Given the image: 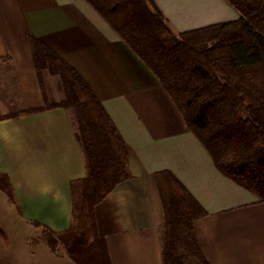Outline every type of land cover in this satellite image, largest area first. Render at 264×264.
<instances>
[{"label": "crops", "instance_id": "obj_1", "mask_svg": "<svg viewBox=\"0 0 264 264\" xmlns=\"http://www.w3.org/2000/svg\"><path fill=\"white\" fill-rule=\"evenodd\" d=\"M154 1L175 34L240 17L226 0ZM30 36L78 71L128 146L131 179L95 208L111 264H162L155 174L163 171L208 213L194 226L209 264H264V203L217 170L158 78L84 0H0V117L45 106ZM45 74L49 102L61 103L60 78ZM0 175L16 200L0 190V212L11 219L0 220L8 239L0 237V264H74L62 248L52 253L43 238V228L72 227L70 186L86 176L68 111L1 120Z\"/></svg>", "mask_w": 264, "mask_h": 264}, {"label": "trees", "instance_id": "obj_2", "mask_svg": "<svg viewBox=\"0 0 264 264\" xmlns=\"http://www.w3.org/2000/svg\"><path fill=\"white\" fill-rule=\"evenodd\" d=\"M84 1L158 78L217 170L264 203V0H226L238 20L181 34L172 31L154 0ZM30 46L45 106L0 121L65 109L86 164V176L70 186L72 227L61 233L43 228V238L52 253L62 248L74 264H111L95 208L131 179L128 146L78 71L33 36ZM45 72L60 78L61 103L49 102ZM155 178L164 217L162 264H209L194 226L208 213L171 172ZM0 190L16 203L5 175Z\"/></svg>", "mask_w": 264, "mask_h": 264}, {"label": "rangeland", "instance_id": "obj_3", "mask_svg": "<svg viewBox=\"0 0 264 264\" xmlns=\"http://www.w3.org/2000/svg\"><path fill=\"white\" fill-rule=\"evenodd\" d=\"M45 73H47V72H45ZM44 73V74H45ZM45 76H46V74H45ZM45 80V79H44ZM46 84V83H45ZM46 91H47V87H46ZM48 92V91H47ZM48 94V93H47ZM1 201V200H0ZM2 209H3V207H2ZM6 213V212H5ZM10 212H8L7 214H9ZM1 219H3L4 221H6V222H8L9 223V221H11V219L10 218H8V217H6L5 219L2 217V213L0 212V220ZM5 222V223H6ZM2 230V229H1ZM3 232V231H2ZM4 234H5V232H3ZM0 237H1V239H3V240H6L7 239V235L5 234V235H3V236H1L0 235ZM8 240V239H7ZM21 246V245H20ZM21 249H22V246H21ZM63 252H65V251H63ZM57 254V253H56Z\"/></svg>", "mask_w": 264, "mask_h": 264}]
</instances>
